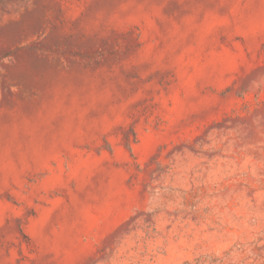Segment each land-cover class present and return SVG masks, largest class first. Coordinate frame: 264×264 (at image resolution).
I'll return each instance as SVG.
<instances>
[{
    "label": "rangeland",
    "instance_id": "obj_1",
    "mask_svg": "<svg viewBox=\"0 0 264 264\" xmlns=\"http://www.w3.org/2000/svg\"><path fill=\"white\" fill-rule=\"evenodd\" d=\"M0 264H264V0H0Z\"/></svg>",
    "mask_w": 264,
    "mask_h": 264
}]
</instances>
